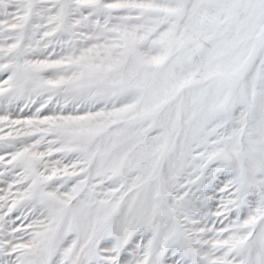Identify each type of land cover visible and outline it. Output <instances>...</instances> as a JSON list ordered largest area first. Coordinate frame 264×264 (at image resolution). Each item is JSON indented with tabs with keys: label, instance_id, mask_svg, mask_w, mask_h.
Returning <instances> with one entry per match:
<instances>
[{
	"label": "snow or ice",
	"instance_id": "obj_1",
	"mask_svg": "<svg viewBox=\"0 0 264 264\" xmlns=\"http://www.w3.org/2000/svg\"><path fill=\"white\" fill-rule=\"evenodd\" d=\"M0 264H264V0H0Z\"/></svg>",
	"mask_w": 264,
	"mask_h": 264
}]
</instances>
